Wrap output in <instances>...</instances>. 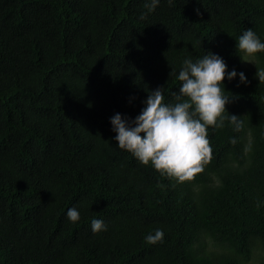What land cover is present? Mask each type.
<instances>
[{
    "label": "trees",
    "instance_id": "16d2710c",
    "mask_svg": "<svg viewBox=\"0 0 264 264\" xmlns=\"http://www.w3.org/2000/svg\"><path fill=\"white\" fill-rule=\"evenodd\" d=\"M152 3L0 0V264H264V53L237 49L248 29L264 42V0ZM209 52L238 74L224 116L243 123L209 127L211 158L179 183L120 149L111 118L132 126L161 87L174 103Z\"/></svg>",
    "mask_w": 264,
    "mask_h": 264
},
{
    "label": "clouds",
    "instance_id": "9594fccd",
    "mask_svg": "<svg viewBox=\"0 0 264 264\" xmlns=\"http://www.w3.org/2000/svg\"><path fill=\"white\" fill-rule=\"evenodd\" d=\"M158 2L153 0V9ZM237 41L243 62H248L247 58L257 53H264V42L252 29L245 30ZM237 75L235 70L229 73L224 60L211 52L196 62L185 59L177 77L182 83L174 103L165 102L164 87H161L149 92L146 107L132 126L119 113L111 118L118 147L130 152L141 164H151L169 179L179 183L193 179L211 158L208 128H223L226 119L237 127L243 123L236 115L224 116L231 98L224 95L223 82L226 76L231 81ZM256 76L260 83H264V68H258ZM239 77L241 83H247L243 72L239 73ZM67 217L75 223L79 221L80 213L71 208ZM91 228L93 233L107 230L104 221L95 218L91 221ZM163 240L162 229L145 237L149 245L162 243Z\"/></svg>",
    "mask_w": 264,
    "mask_h": 264
}]
</instances>
